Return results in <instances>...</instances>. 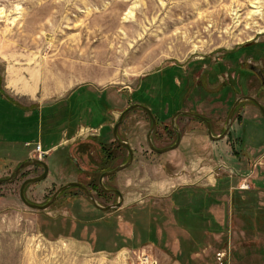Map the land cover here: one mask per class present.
Masks as SVG:
<instances>
[{
    "label": "rangeland",
    "instance_id": "obj_1",
    "mask_svg": "<svg viewBox=\"0 0 264 264\" xmlns=\"http://www.w3.org/2000/svg\"><path fill=\"white\" fill-rule=\"evenodd\" d=\"M249 1L0 0V88L18 106H38L33 112L0 103V153L6 158L0 174H10L15 162L40 142L42 149H51L44 158L50 171L29 187L33 201L46 200L68 181L85 180V173L76 168L87 164L90 151L93 161L99 152L93 143H81L76 131L89 124L88 105L95 101L90 98L101 91L109 129L134 101L131 94L143 91L157 100L167 92L170 102V93L181 90L184 110L192 107L209 117L213 135L222 134L228 111L241 95L228 87L207 92L196 77L216 66L233 74L243 58L264 52V13L249 18ZM261 5L264 12V0ZM248 42L259 44V53L244 52ZM24 75L26 81L31 76L35 80L30 93L21 87ZM71 95L82 108L76 110L74 126L50 120L51 114L61 115ZM238 116L228 124L229 135L217 140L208 137L204 122L179 117L172 126L181 133L179 145L156 153L146 142L147 120L138 111L129 113L118 133L133 150V160L110 180L124 197L114 227L96 223L100 212L76 188H68L41 214L18 197L26 174L19 182L5 184L0 264H147L143 255L156 264H264V233L243 229L255 219L234 213L231 194H217L213 203L219 204L208 208L218 228L204 230V238L198 225L197 238H190L168 221L174 218L172 194L180 176L196 180L192 185L202 188L213 186L214 179H228L229 185L221 184L226 190H242L245 178L246 190L255 193L256 209L264 207V122L249 102ZM45 117L50 129L60 127L58 138L50 143L43 142L41 133ZM157 130L156 146L173 144L177 134L170 136L162 126ZM103 139L117 155L112 165H122L127 149L114 140L112 129ZM209 219L206 224H211ZM87 220H92L89 225Z\"/></svg>",
    "mask_w": 264,
    "mask_h": 264
},
{
    "label": "flooded vegetation",
    "instance_id": "obj_2",
    "mask_svg": "<svg viewBox=\"0 0 264 264\" xmlns=\"http://www.w3.org/2000/svg\"><path fill=\"white\" fill-rule=\"evenodd\" d=\"M258 46H259V44L255 43V42H248L244 46H242L243 47L242 50L244 52H246V50H249V51H252L253 53H259L260 50L258 49ZM255 49H257V50H255ZM251 55L252 56L249 58V60H247L246 58H243L240 61V63L238 64L237 71L233 74H229L230 73L229 71H226V72H229L228 74L224 73L225 70L216 72V70H217L216 69L217 66H216V67H213V69H211V72L208 70L202 78L200 77L201 75L197 76L196 80L198 81V84L200 83L201 87L203 84L204 85L206 84L210 90L208 92H213V93L216 92L217 93V92H221L226 87H228V89L232 90L236 96H237V94H239L241 96L250 95V96L254 97L260 103V105H262L264 107V52L262 54H259V55H253V54H251ZM236 80L240 81V83L238 84V82H236ZM222 83H226V85L223 87V89L217 90L219 85ZM191 87H192V83L190 82L188 89H190ZM241 96H239V97H241ZM237 98H235L234 101ZM186 99H190V98L187 97ZM261 99H263V100H261ZM245 101L246 100H241L237 104L235 111L232 115V118H235V120L238 119V117H239L238 111L240 108H242L241 104L245 103ZM251 102L252 101L250 100L249 103H251ZM253 103L254 102H252L251 104H253ZM134 104H136V103H134ZM130 105H133V103H131ZM253 105H255L259 109L258 105H256L255 103ZM184 108L185 107L180 106V108L172 110L170 107L165 106V107L158 108L156 111L154 110L155 111L154 113H156V116H157V117H154L156 119L155 129L157 130L159 127L162 126L164 128V130H168V133L172 134V135L170 134V136L175 137V134H177V132H175V129L172 126L174 125V122L176 121L177 118L184 117V116L188 115L193 119H197L200 122L202 121L201 119L191 115V113H198L194 108L190 107L187 110H184ZM132 111H138L141 113V115L147 120V122L149 124V127H148V129H149L151 126V119H150L149 115L144 110H142L141 108L131 109L124 116L123 121L127 117V115L129 113H131ZM150 111L153 114L151 109H150ZM178 111H182L183 113H180L177 116H175L174 122L172 124L171 118ZM235 113L237 114L236 117H234ZM259 113H260V117L264 121L260 109H259ZM166 114L169 115L168 116L169 121H167V122H166V118H164V119L162 118V116L166 115ZM198 114H200V113H198ZM154 115L155 114H153V116ZM206 118L210 122L211 129L213 130V125L211 123V119L209 117H206ZM115 121H117V118ZM123 121L121 122V124L119 126L122 125ZM103 126H105V125H102V124L100 125V130H99V128L98 129L89 128V127H87V125L83 126L84 128L83 129L80 128V132H79V136L82 137V138H80V140H87L90 137L101 136V131L103 129ZM112 129H113V127H112ZM155 129L153 130L154 132H155ZM223 130H222V132H223ZM154 132H152V135H151L152 140H153ZM156 132L158 134V130ZM106 133L107 132H103V137L105 136ZM228 135H229V133H227V136ZM215 136H218V135H215ZM175 140H176V138H175ZM89 143H91V141H89ZM69 144L70 143L66 144L65 146H67ZM91 145L94 147V144H91ZM29 152L30 151H28V153L24 157V159L15 162L13 170L10 174H8V175H1L0 174V179H7L8 180V181H4V182L0 183V198H3V196L5 194V191H6V188L4 187L5 184H12V183L19 182L18 178H20L22 175L26 174V175H24V179L22 181H20V183H19V187H20L21 183L25 179L30 178V177H35V176L42 174L45 170L44 165H43L44 163L47 166V174L45 176V178H47L49 171H50V166H49V163L47 161L45 162L44 158H46L48 156L50 151L47 149L44 152H42L40 158H39L37 153H35V152L29 153ZM90 152L88 153V155L85 156L88 159L87 164L85 166H82V165L77 166V168H76L78 173H81V174L85 173V175H86L85 180H80L78 182L82 183L86 187L87 191H85L79 187H75V188L78 189L80 191V193L84 196V198L89 200L90 204L94 208H96L97 211L100 212L99 217L96 219L97 220L96 223L98 225H100V223L102 225H104V224L109 225L112 223L111 226L114 227L116 225V219H117V217H116L117 212L116 211L122 206V202H123V198H124V197H122V194H121V197H122V200L120 202L121 204L119 206H117L116 204H118L120 201V195L115 190H119V189L116 187L115 184L110 182V180L112 179V176L115 175L116 172L113 174L105 176L106 178L104 177L105 179L103 178L101 180V184L103 185L104 188L100 185V180H99V177H100L102 172L98 173V174H95V173L98 170V166L96 165V163H100L103 161L106 162V167H107L106 170H104V171H108V170L115 168L117 165L114 166V165H112V163L114 161L113 160L114 156H117V155L114 154V152H113V150L109 144H108V150H107L108 153L106 155H104V157H105L104 159L101 158L100 154L98 153V159L93 161V160H91L92 156H91ZM94 152H95V150H94ZM127 152H128V150H127ZM51 156L52 155L50 154V157ZM67 156H68V154H67ZM92 158H94V157H92ZM127 159H128V156L125 159L124 163L127 161ZM26 161H28V163L24 167H21L19 170L16 171L17 167L21 163L26 162ZM38 161H40V162H38ZM5 162H6V158L0 153V172L4 168ZM90 162H92V163H90ZM44 179H42L41 181H43ZM41 181H38V182H41ZM32 184H34V183H30V184H27L25 186L24 196H25L26 200L31 202V203H35V204L48 203L54 192H52L50 194V196L48 198H46V200H44L40 203L35 202L28 195V189ZM19 187H18V197L20 199ZM119 192L122 193L120 190H119ZM60 195H61V192L57 195V197L55 198V200L53 202L49 203L47 208H45V209L32 208V209L37 210V212H41V214L44 213V211L51 210L55 204V201H57V199L59 198ZM98 198H104L106 203L105 204L100 203ZM93 199L96 201V203L99 206H101V207L109 206V209L103 210L99 206H96L93 202ZM114 212H116V213H114ZM91 221L92 220H87L86 223H88V225H89L91 223ZM110 238H115V237L110 235Z\"/></svg>",
    "mask_w": 264,
    "mask_h": 264
},
{
    "label": "trees",
    "instance_id": "obj_3",
    "mask_svg": "<svg viewBox=\"0 0 264 264\" xmlns=\"http://www.w3.org/2000/svg\"><path fill=\"white\" fill-rule=\"evenodd\" d=\"M216 72L218 71H223L224 69L220 68V67H216ZM206 73V72H205ZM163 77V76H162ZM204 85V84H203ZM202 85V87H203ZM226 85V83H222L219 85V87L217 88V90H221L223 89V87ZM180 86V85H179ZM183 87V86H182ZM189 87V85L187 86ZM208 89L206 90L207 92L210 91L208 86L205 84L203 89ZM181 90L179 91V93H170L171 95V101L167 102L166 98H167V92H165L164 94H162L161 96L158 97L157 100H153L152 98H147V94H145V92L140 91L139 93H137V95L131 94L130 98L132 97L134 101H132V103H139L142 104L144 106L149 107L153 114L154 117L156 116V113H154L158 108L160 107H165L166 103H170L169 105H167L168 107H170L172 110L180 108L181 106V100L183 98V96H179ZM4 92L1 90L0 88V103H2V101H4L5 103H7V105H9L10 107H13L14 109H18L21 111H33L36 112L38 106H33V107H24V106H18L16 105L15 102H13L10 98H8V96L6 94H3ZM74 94V91L72 93V95ZM69 96L68 98H66V101H68V104H66V106L64 108L61 109V115L59 116H55L53 114H51V118L50 120H52L53 122H64L63 124L67 123L69 125V123L74 126L75 124V117L77 115L76 110L80 109L81 107H78L74 97ZM105 95V91H101L100 95L98 97H94L92 96L90 99H93L95 101L93 102H89V111L92 112V117L89 121V124L97 127L98 125L104 123V127L101 131V136L99 137H90L87 140H82L81 143L86 144V146H88L89 141H91V143L94 144V147L97 148L101 158H105L104 155H106L108 152V144L103 140V132H107L111 130L112 128L110 127V129L106 126L107 125V113H106V104L107 101L104 97ZM134 95V96H133ZM160 95V94H159ZM76 103V105L71 106L73 103ZM248 102V101H245ZM250 102V101H249ZM252 103V102H251ZM244 103L241 104V106H243ZM97 106V107H96ZM82 109V108H81ZM155 110V111H154ZM36 115V114H34ZM168 114L163 115L162 118H168ZM35 120V125H37V117ZM158 120V119H157ZM45 123L44 127L42 125V137H43V142L44 143H50L51 141H55L58 138V135L60 134V127H56L54 129H50V126L48 124V121L46 120V117L44 119ZM115 122V121H114ZM113 122V123H114ZM110 123V122H109ZM62 124V125H63ZM71 127V126H70ZM157 130L155 129L154 135L157 136ZM118 137L123 140L119 133H118ZM85 145L81 146V149L83 151V153L87 154V147ZM44 147V146H43ZM46 148V147H44ZM27 150V149H26ZM96 165L98 166V170L95 174L104 172V170H106V162H100V163H96ZM78 172V171H77ZM71 188H75V187H71ZM68 189V188H67ZM67 189L63 190L61 192V195L67 191ZM253 192V191H252ZM246 189H242V190H231L230 194H231V199H232V209L234 211L235 214H237L238 216H242L245 218V215H250L249 217L251 219H255L254 224L252 223H248V225H243V229L245 230H257L258 232H263L264 233V207H259L258 205V209H256L257 205L255 203V193H252ZM172 201H173V207H174V218H175V222L176 224H178L179 226H181L185 231H187L189 233L190 238H197L194 234L195 228L198 225L199 228H201L200 230H202V234L203 236L201 238H204L205 233L203 232L204 230H211L214 231L213 229L217 227L216 223L214 222L215 220L212 218V216L210 215L208 208L209 206L216 201V198L213 194V191L210 190L209 188H202L200 186H186V187H179L177 188L176 191L173 192L172 194ZM252 202V204H251ZM251 204V207H248V204ZM241 213H243L244 215H242ZM210 218L209 220L211 221V224H206V219ZM201 220H203L201 223ZM112 224V223H111ZM111 224L109 225H105L107 227H113L111 226ZM218 228V227H217ZM149 238V237H147Z\"/></svg>",
    "mask_w": 264,
    "mask_h": 264
},
{
    "label": "water",
    "instance_id": "obj_4",
    "mask_svg": "<svg viewBox=\"0 0 264 264\" xmlns=\"http://www.w3.org/2000/svg\"><path fill=\"white\" fill-rule=\"evenodd\" d=\"M241 100H251L252 102H254L256 105L259 106V109L261 110V114H262V117L264 119V107L262 105H260V103L252 96L250 95H245V96H241V97H238L232 104L228 114H227V117H226V123L227 125L225 126L222 134L218 135V136H214L212 134V129H211V124L210 122L208 121V119L201 115V114H198V113H191V115L201 119L205 125H206V132H207V135L212 138V139H220L222 138L223 136H225L227 134V131H228V124L231 123V118H232V115L235 111V108L237 106V104L241 101ZM135 108H141L142 110H144L150 117L151 119V126L150 128L148 129L147 133H146V142H147V145L149 147V149L153 152H156V153H164V152H167L169 150H172V149H175L178 145H179V142H180V139H181V133L177 132V136H176V140L173 144L171 145H168V146H164V147H157L154 143H153V140L151 138V135H152V132L153 130L155 129V126H156V119L154 118L153 114L151 113L150 109L144 105H141V104H133V105H130L128 106L127 108H125L124 110H122L119 115H118V118H117V121L114 123L113 125V129H112V135H113V138L114 140L120 144L121 146H125L128 150V159L125 163H123L122 165H118L116 166L115 168L111 169V170H108V171H104L101 173L100 177H99V180H100V185L103 187V185L101 184V180L107 176V175H110V174H113L125 167L128 166L129 163L132 162L133 160V150L130 148L129 144L123 140H121L118 135H117V129L119 127V125L121 124V122L123 121V118L124 116L131 110V109H135ZM180 113H183L182 111H178L176 112L172 118H171V123L173 124L174 122V117L177 116L178 114ZM40 162V161H38ZM28 163V161L26 162H23L21 163L17 169L19 170L21 167H24L26 164ZM44 172L38 176H35V177H30V178H27L25 179L20 187H19V196H20V199L22 200L23 204H25L27 207H30V208H36V209H45L48 207L49 203L53 202L55 200V198L57 197V195L63 191L64 189L68 188V187H79L85 191H87L86 187L78 182V181H69L61 186H59L53 193L50 201L48 203H45V204H35V203H31L29 201L26 200L25 196H24V189H25V186L27 184H30V183H35V182H38L42 179L45 178L46 174H47V166L46 164L44 163ZM4 181H8L7 179H0V183L1 182H4ZM104 188V187H103ZM119 195H120V201L118 204H116L117 206H119L121 203V200H122V197H121V193L119 192V190H115ZM93 202L96 206H99L96 201L93 199ZM100 208H102L103 210H107L109 209V206L107 207H101L99 206Z\"/></svg>",
    "mask_w": 264,
    "mask_h": 264
},
{
    "label": "crops",
    "instance_id": "obj_5",
    "mask_svg": "<svg viewBox=\"0 0 264 264\" xmlns=\"http://www.w3.org/2000/svg\"><path fill=\"white\" fill-rule=\"evenodd\" d=\"M25 78V77H24ZM25 92H27V91H25ZM29 93L30 92H32V91H28ZM4 94V93H3ZM87 125V127H89V128H94V129H98L99 128V130H100V125H98L97 127H94V126H92V125H90V124H84V125H82V126H80V128H84L83 126H86ZM102 125H104V123H102ZM249 125V124H248ZM78 131H80L79 129L76 131V133L78 132ZM75 133V134H76ZM77 134H79V132L77 133ZM213 140V139H212ZM49 151H51V149L49 150ZM174 157H177V155H175ZM235 157V156H234ZM236 159H237V157H235ZM178 162H182V161H180L179 159L177 160ZM185 179V180H184ZM186 179H191L190 177H185V178H183L182 176H180V178H177V180H176V183H178L177 185H178V187H186V186H190V185H192V184H194V183H196V180L194 181H192V180H190L189 182H187L186 181ZM178 181V182H177ZM182 181H184V182H182ZM207 181H209L210 183H211V181L207 178ZM216 182V183H215ZM214 183L215 184H211V185H213V186H209L210 188V190H212L213 191V194H214V196H215V198L216 199H218L219 197H217L216 195L217 194H223V195H225V196H227L228 194H230V192H231V190H226V188H224V187H222V185L221 184H223V183H227L228 185H229V180L228 179H214ZM192 186H195V185H192ZM175 188H173L170 192H172L173 190H174ZM170 194V193H169ZM222 196V195H221ZM220 200V199H219ZM217 204H219V203H217ZM217 204H214V203H212L209 207L211 208V207H214V206H216ZM168 221L169 222H175V218H173V217H171L170 219H168ZM176 223V222H175ZM179 226V225H178ZM179 227H181V226H179ZM179 230L180 231H182V232H185V230H183L182 228H179ZM188 236V235H187ZM166 238H167V236H166ZM186 238V237H185Z\"/></svg>",
    "mask_w": 264,
    "mask_h": 264
},
{
    "label": "bare ground",
    "instance_id": "obj_6",
    "mask_svg": "<svg viewBox=\"0 0 264 264\" xmlns=\"http://www.w3.org/2000/svg\"><path fill=\"white\" fill-rule=\"evenodd\" d=\"M249 3L252 6V11H250L249 16H248L249 18H251V16H262L263 15L264 12H263V8L261 5V0H250ZM235 17H237L236 13H235ZM20 76H22V75H20ZM24 77H25V75H24ZM23 79H24V81H20V82H23L25 84L22 85L19 83L20 85H22L21 87L27 92L33 91V87H34V83H35L34 78L31 76V77H29V79L27 81L25 78H23ZM12 82H13V80H12Z\"/></svg>",
    "mask_w": 264,
    "mask_h": 264
},
{
    "label": "built area",
    "instance_id": "obj_7",
    "mask_svg": "<svg viewBox=\"0 0 264 264\" xmlns=\"http://www.w3.org/2000/svg\"><path fill=\"white\" fill-rule=\"evenodd\" d=\"M35 149H36L37 151H40V144H39V143H37ZM241 187L246 188V187H247V184H246V183H243V184L241 185ZM143 258H146L145 260H146V263H147V264H156V260H153L152 257L149 256V255H143ZM149 259H151L152 262H149Z\"/></svg>",
    "mask_w": 264,
    "mask_h": 264
}]
</instances>
